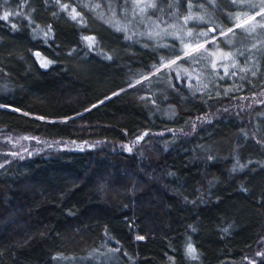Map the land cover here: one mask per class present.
I'll return each instance as SVG.
<instances>
[{
	"label": "trees",
	"instance_id": "16d2710c",
	"mask_svg": "<svg viewBox=\"0 0 264 264\" xmlns=\"http://www.w3.org/2000/svg\"><path fill=\"white\" fill-rule=\"evenodd\" d=\"M262 9L0 0V264H264Z\"/></svg>",
	"mask_w": 264,
	"mask_h": 264
},
{
	"label": "rangeland",
	"instance_id": "374dc122",
	"mask_svg": "<svg viewBox=\"0 0 264 264\" xmlns=\"http://www.w3.org/2000/svg\"><path fill=\"white\" fill-rule=\"evenodd\" d=\"M192 19H188L187 22L193 23V22H198L197 19L193 20V17H197L195 15L191 16ZM186 20V18H185ZM185 20H183L182 22H180V20L176 23H172L171 25L167 26V30L164 31L166 28H162V29H156L155 34L156 36L160 37V36H172L169 33V29L173 30L174 29V33L173 35H177L176 37L178 38L179 36L183 38L179 43L178 46L176 47L177 50L180 49H186L190 43L192 42V39L190 40V35L188 34L187 27L186 25L188 24L187 22H185ZM264 23V22H263ZM257 23L256 22H250L249 25L246 26V30L252 29L254 30V28L256 29ZM264 29V25L262 27ZM180 31L182 32L180 34ZM248 32V31H247ZM180 34V35H179ZM243 63V62H242ZM244 64V63H243ZM264 129V126H263ZM180 261H188L184 264H195L192 261H190L189 258L187 257H183L182 259H180ZM120 262V259L114 257L112 254H109L108 252L104 251V252H96L93 255L86 257V258H81L79 260H74V261H68L66 259H60L59 261L57 260L56 264H118Z\"/></svg>",
	"mask_w": 264,
	"mask_h": 264
},
{
	"label": "snow or ice",
	"instance_id": "6c2138e0",
	"mask_svg": "<svg viewBox=\"0 0 264 264\" xmlns=\"http://www.w3.org/2000/svg\"><path fill=\"white\" fill-rule=\"evenodd\" d=\"M252 7H255V5H251ZM62 7H67L66 5L65 6H62ZM73 11H75V10H73ZM262 14H264V9H262V12L261 13H257V15H262ZM9 15H10V13H8V12H4V14H3V16L2 17H0V18H2V19H4V20H7L8 18H9ZM79 14L78 13H76V14H74V15H72V19L73 20H75V19H77V16H78ZM188 19H192V17H187L186 18V20H185V22H187V20ZM251 19H255L254 17L253 18H251ZM245 23H247V21H245ZM239 27H242V25H238ZM13 27H15V25H13ZM232 31V29H229V32H231ZM47 35V34H46ZM202 35H206V34H202ZM85 39L87 40V41H89V45L91 46V44L92 43H94L95 42V38L94 37H85ZM203 47V45H198V48H202ZM35 55H37L38 57H39V53H36ZM186 55H190V53H186ZM172 63H174V61L172 62ZM43 66L44 67H47L48 65H47V63H44L43 64ZM137 83H139V81H137ZM115 95V94H114ZM95 107V106H94ZM146 135V134H145ZM143 137H138V140L139 139H142ZM128 151H131V148H128ZM137 239H140V240H142V239H144V237H142V236H140V237H137ZM187 251H188V254L191 256V258L192 259H196L197 258V255H196V249L191 245V244H189L188 245V248H187Z\"/></svg>",
	"mask_w": 264,
	"mask_h": 264
},
{
	"label": "water",
	"instance_id": "95a60500",
	"mask_svg": "<svg viewBox=\"0 0 264 264\" xmlns=\"http://www.w3.org/2000/svg\"><path fill=\"white\" fill-rule=\"evenodd\" d=\"M210 31H211L212 33L214 32L212 28H210Z\"/></svg>",
	"mask_w": 264,
	"mask_h": 264
}]
</instances>
